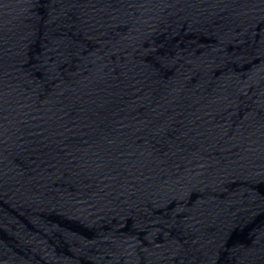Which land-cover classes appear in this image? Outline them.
Segmentation results:
<instances>
[{"label":"water","instance_id":"obj_1","mask_svg":"<svg viewBox=\"0 0 264 264\" xmlns=\"http://www.w3.org/2000/svg\"><path fill=\"white\" fill-rule=\"evenodd\" d=\"M0 264H264V0H0Z\"/></svg>","mask_w":264,"mask_h":264}]
</instances>
